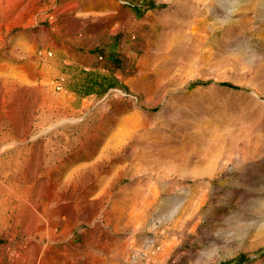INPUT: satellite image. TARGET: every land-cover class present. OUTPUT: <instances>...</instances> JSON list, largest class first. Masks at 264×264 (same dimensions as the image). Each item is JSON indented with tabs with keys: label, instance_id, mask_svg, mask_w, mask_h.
<instances>
[{
	"label": "rangeland",
	"instance_id": "obj_1",
	"mask_svg": "<svg viewBox=\"0 0 264 264\" xmlns=\"http://www.w3.org/2000/svg\"><path fill=\"white\" fill-rule=\"evenodd\" d=\"M86 260L264 264V0H0V264Z\"/></svg>",
	"mask_w": 264,
	"mask_h": 264
},
{
	"label": "bare ground",
	"instance_id": "obj_2",
	"mask_svg": "<svg viewBox=\"0 0 264 264\" xmlns=\"http://www.w3.org/2000/svg\"><path fill=\"white\" fill-rule=\"evenodd\" d=\"M50 113V112H49ZM50 117H52V116H50ZM51 120V119H50ZM114 141H116V140H114ZM116 142H118V141H116ZM117 144V143H116ZM116 146V145H115ZM107 148H111V146L110 147H107ZM116 205V204H115ZM107 208V207H106ZM113 208V207H112ZM114 211H115V208H114ZM131 214V213H130ZM104 215H105V213H104ZM109 217V216H108ZM108 217H106V218H108ZM105 218V217H104ZM48 235V236H51V234L50 233H48V231L47 230H44L43 228H41L40 229V234H41V236H42V240H44V237L46 236V234ZM105 233V232H104ZM99 236V235H98ZM105 236H107V234L105 235ZM105 241V240H104ZM43 242V241H42ZM104 243V242H103ZM99 244V243H98ZM105 244V243H104ZM97 245V244H96ZM108 245V244H107ZM110 245H111V243H110ZM109 245V246H110ZM114 245H116V244H114ZM102 246V245H101ZM106 246V245H105ZM96 247V246H95ZM111 247V246H110ZM115 249H116V247H114ZM171 249V248H170ZM110 251V250H109ZM112 252V251H111ZM89 252H87L86 254H88ZM95 254V253H94ZM111 254V253H110ZM84 255V254H83ZM89 255H91V254H89ZM96 255V254H95ZM94 255V257H96ZM163 255V254H162ZM98 256V255H97ZM104 256V255H103ZM83 257H85V256H83ZM88 259H89V257H87ZM87 258H85V259H87ZM79 259H81V258H79ZM83 259V258H82ZM162 259V258H161ZM167 258H165V260H166ZM103 260V259H102ZM101 260V261H102ZM87 261V260H86ZM92 261H93V259L91 260V262L90 263H92ZM88 262V261H87ZM95 262V261H94ZM89 263V262H88ZM89 263V264H90ZM95 263H98V262H95ZM100 263V262H99ZM87 264V263H86ZM101 264V263H100Z\"/></svg>",
	"mask_w": 264,
	"mask_h": 264
},
{
	"label": "built area",
	"instance_id": "obj_3",
	"mask_svg": "<svg viewBox=\"0 0 264 264\" xmlns=\"http://www.w3.org/2000/svg\"><path fill=\"white\" fill-rule=\"evenodd\" d=\"M49 55L53 56L52 53H50ZM100 59L102 60L103 58H100ZM55 88L58 92H64L65 91V85H64V79L63 78L56 82Z\"/></svg>",
	"mask_w": 264,
	"mask_h": 264
},
{
	"label": "trees",
	"instance_id": "obj_4",
	"mask_svg": "<svg viewBox=\"0 0 264 264\" xmlns=\"http://www.w3.org/2000/svg\"><path fill=\"white\" fill-rule=\"evenodd\" d=\"M222 87H226V88H229V89H233V90H238L239 88L229 84V83H224L221 85Z\"/></svg>",
	"mask_w": 264,
	"mask_h": 264
}]
</instances>
